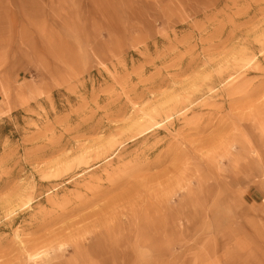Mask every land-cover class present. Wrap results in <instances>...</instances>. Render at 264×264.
<instances>
[{"label":"rangeland","instance_id":"obj_1","mask_svg":"<svg viewBox=\"0 0 264 264\" xmlns=\"http://www.w3.org/2000/svg\"><path fill=\"white\" fill-rule=\"evenodd\" d=\"M0 264H264V0H0Z\"/></svg>","mask_w":264,"mask_h":264},{"label":"bare ground","instance_id":"obj_2","mask_svg":"<svg viewBox=\"0 0 264 264\" xmlns=\"http://www.w3.org/2000/svg\"><path fill=\"white\" fill-rule=\"evenodd\" d=\"M177 107V106H176ZM144 116H145V118L144 117H139V118H137V119H141L142 121L144 120V119H146V117H149L150 119H152V117L151 116H147V114H144ZM149 120V119H148ZM148 120H146V122L148 121ZM142 121H137L138 123V125H141L143 122ZM149 122V121H148ZM156 124V123H155ZM157 125V124H156ZM150 127V126H149ZM42 254H46V252H43ZM40 254H35V255H33V254H31V253H27V260H32V259H34V258H36V257H38Z\"/></svg>","mask_w":264,"mask_h":264}]
</instances>
